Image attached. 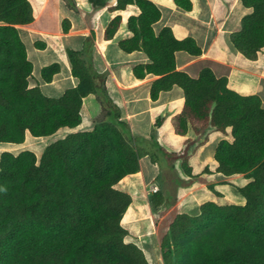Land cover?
<instances>
[{
  "label": "trees",
  "instance_id": "trees-1",
  "mask_svg": "<svg viewBox=\"0 0 264 264\" xmlns=\"http://www.w3.org/2000/svg\"><path fill=\"white\" fill-rule=\"evenodd\" d=\"M62 1L91 27L87 13L74 0ZM89 2L91 8L105 4V0ZM241 2L252 12L243 16L231 41L254 60L264 48V0ZM174 3L185 11L192 8L191 0ZM128 5H135L139 13L128 18L132 36L118 46L126 53L141 51L150 60L135 66L134 76L158 77L150 88L152 100L161 91L180 87L184 104L173 119L176 134L184 136L191 130L201 137L213 129L228 137L217 144L216 172L248 180L236 189L243 205L207 201L196 214L173 213L159 238L162 264H264L261 99L230 90L226 78H216L208 68L198 78L176 70V51L197 56L201 49L192 38L176 39L169 27L156 34L152 25L160 19V11L150 0H115L108 9L122 11ZM33 21L29 0H0V147L22 145L27 136L44 138L62 128H76L82 122L83 99L90 94L97 96L102 116L91 129L70 132L47 144L39 158L29 149L0 153V264H149L137 244L125 241L128 231L121 221L132 199L115 185L139 171L144 155L158 164L177 155L156 143L143 145L145 141L134 137L121 120L106 92L107 72L98 73L93 66V36L85 39L81 51L66 49L71 74L78 79L76 87L58 98L44 95L38 85L30 87L33 64L17 26ZM121 21L117 15L108 23L106 40L114 37ZM61 28L68 32V19L62 20ZM34 46L43 49L45 44L37 41ZM58 72L60 65L52 63L41 69L40 76L48 83ZM205 141L203 136L201 144ZM180 167L190 177L185 158ZM149 202L157 213L166 197L158 190L149 195Z\"/></svg>",
  "mask_w": 264,
  "mask_h": 264
},
{
  "label": "crops",
  "instance_id": "crops-1",
  "mask_svg": "<svg viewBox=\"0 0 264 264\" xmlns=\"http://www.w3.org/2000/svg\"><path fill=\"white\" fill-rule=\"evenodd\" d=\"M58 1L61 2V0H49V5ZM150 1L160 11V19L152 25L156 34L164 27H169L176 39L192 38L201 49V54L197 56L182 50L176 51V70L185 72L191 78H198L201 70L208 68L216 78H226L230 90L242 96H258L264 107V48L257 53L254 60H249L234 47L231 41L232 34L241 28L243 16L252 12L251 8L245 7L241 0H191V10L185 11L176 6L174 0ZM37 2L38 0L34 5L36 10H33L34 21L17 26L25 43L28 58L33 64L29 86L38 85L44 95L52 98H58L66 89L76 87L78 79L71 74L66 49L81 51L85 39L93 36V66L98 73L107 72L105 82L107 95L119 108L121 120L129 125L131 134L144 140L143 145L156 143L166 152L177 155L173 160L163 162V164L175 160L178 162L175 170L171 166L167 169L169 176L188 177L180 167L181 159L185 158L191 168L190 177L198 180L186 189H176L175 195H172L170 189L164 190L157 182L162 174V162L153 163L148 155H144L139 159V171L125 176L115 185L116 189L131 196L132 201L127 210L132 207L136 215H134L135 219H132L134 220L132 225L123 226L128 231L125 241L127 238L141 234L143 238L135 244L141 248L149 264L151 262L148 256L154 258L157 264H162L159 241L161 234L156 228L157 222L153 221V214L157 213L150 206V194L146 191V187L156 184L166 197V205L158 208L167 210L161 220L173 212L196 214L199 206L207 201L219 205H243L244 200L239 194L237 203L219 201L216 198V195L222 191H230V189L237 191L238 187L248 181L243 175L226 177L216 172L214 154L217 144L221 139L228 137L209 129L203 135L206 138L205 143L201 144L203 136L195 137L191 130L184 136L176 134L173 119L183 108L182 89L175 85L168 91H161L158 98L152 100L150 88L158 77L147 74L144 78L138 79L134 76V67L148 64L150 60L141 51L131 53L122 51L118 43L132 36L126 23L130 16L138 15L139 11L135 5H128L122 11H112L108 8L115 6V0H105L102 7L96 8H91L89 0H74L76 6L87 13L91 27L81 14L65 5L59 12L61 21L54 28L42 24L43 16L46 17L49 12V6L45 5L46 1L40 8ZM117 15L121 16L120 27L112 39L106 40L105 29ZM65 18L70 22L67 33L61 28L62 20ZM37 41L43 42L45 47L36 48L34 44ZM52 63L60 65V72L53 76L51 82L46 83L42 80L40 72L43 67ZM100 113L101 106L97 96L94 94L86 96L81 109L82 122L76 128L68 129L67 134L91 129ZM29 137L27 136L26 140ZM152 152H155L154 149ZM158 159L160 161V158ZM138 208H141L140 214L137 212Z\"/></svg>",
  "mask_w": 264,
  "mask_h": 264
},
{
  "label": "rangeland",
  "instance_id": "rangeland-1",
  "mask_svg": "<svg viewBox=\"0 0 264 264\" xmlns=\"http://www.w3.org/2000/svg\"><path fill=\"white\" fill-rule=\"evenodd\" d=\"M33 10H36V6L35 2L37 0H29ZM46 1V2H45ZM45 2L46 7L49 6V12L48 14H46V17H44L42 24L45 25L47 24V26H52L55 28L56 25H58L61 21V17L59 15V12L62 11V9L65 7V3L61 0L58 1L56 4H50L49 0H38V2L36 3L37 6L40 8ZM45 21V23H44ZM102 113V112H101ZM101 113L100 115L96 118V120H100L101 119ZM68 129L67 128H62L59 129L55 134L48 136V137H44L42 139L39 140H35L32 139L31 137H29L25 144L23 145H8L5 147H0V153L3 151H10L13 153H18L21 150L24 149H29L31 151H33L34 153H36L37 158H39L40 153L42 151V149H44V147L59 139L62 138L63 136H65V134H67ZM161 158V157H160ZM162 162V174L160 175V177H158V184L160 187H162L164 190L165 189H170V192L172 193V195H175L176 193V189L178 188H187L189 187L192 183H196L197 178L194 177H178V176H169V172L167 174V169L171 166V168L173 170L176 169V164L178 163L176 160L173 162H169L167 164H163L164 160H161ZM170 164V165H169ZM150 186V185H149ZM149 186L146 187V191L149 192ZM149 194V193H148ZM238 197V193L235 190L230 189V191H222V193H219L216 195V198L219 201H225L228 203H237V197ZM167 210H165L164 208L162 209H158L157 214H153V221L157 222L156 223V228L158 229L159 233L162 234L167 230V226L169 223L170 218L172 217L173 213H170L169 215H167L165 217V219L161 220V217H163L165 215ZM143 236H141V234L137 237L133 236V238L130 239H126V242H133V243H138L140 239H142ZM153 261V262H152ZM159 263V262H158ZM151 264H157L156 260L154 258L151 259Z\"/></svg>",
  "mask_w": 264,
  "mask_h": 264
},
{
  "label": "bare ground",
  "instance_id": "bare-ground-1",
  "mask_svg": "<svg viewBox=\"0 0 264 264\" xmlns=\"http://www.w3.org/2000/svg\"><path fill=\"white\" fill-rule=\"evenodd\" d=\"M86 110V109H85ZM8 151V150H7ZM36 154V153H35ZM237 197V196H236ZM142 208V207H141ZM141 208H138L139 210H137V212H138V214H140L141 213ZM135 213H134V211H133V209H132V207H130V209H128L127 210V212H126V214L123 216V218H122V221H121V224L123 225V226H130V225H132L131 223H133V221L134 220H132V219H135ZM147 256V255H146ZM148 259H149V261L151 262V257L150 256H148ZM153 262V261H152Z\"/></svg>",
  "mask_w": 264,
  "mask_h": 264
},
{
  "label": "built area",
  "instance_id": "built-area-1",
  "mask_svg": "<svg viewBox=\"0 0 264 264\" xmlns=\"http://www.w3.org/2000/svg\"><path fill=\"white\" fill-rule=\"evenodd\" d=\"M159 190L158 186L156 184H150L149 186V194L155 193Z\"/></svg>",
  "mask_w": 264,
  "mask_h": 264
}]
</instances>
